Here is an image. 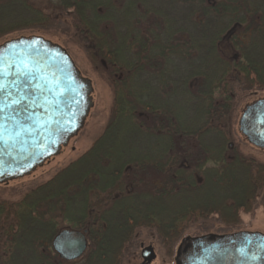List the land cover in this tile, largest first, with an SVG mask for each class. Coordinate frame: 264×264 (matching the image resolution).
I'll return each instance as SVG.
<instances>
[{"label":"trees","instance_id":"trees-1","mask_svg":"<svg viewBox=\"0 0 264 264\" xmlns=\"http://www.w3.org/2000/svg\"><path fill=\"white\" fill-rule=\"evenodd\" d=\"M25 31L76 65L80 51L112 116L48 180L0 199V264H126L141 232L170 257L188 229L264 214V163L233 142L239 103L264 90V0H0V43ZM63 227L87 230L77 261L51 246Z\"/></svg>","mask_w":264,"mask_h":264},{"label":"water","instance_id":"water-1","mask_svg":"<svg viewBox=\"0 0 264 264\" xmlns=\"http://www.w3.org/2000/svg\"><path fill=\"white\" fill-rule=\"evenodd\" d=\"M92 92L91 80L59 43L37 34L1 42L0 184L28 175L58 155L83 128L94 105ZM86 234V229L63 227L51 246L61 259L77 260L88 248ZM140 256L139 264H150L152 246H142ZM174 264H264V233L185 236Z\"/></svg>","mask_w":264,"mask_h":264},{"label":"rangeland","instance_id":"rangeland-1","mask_svg":"<svg viewBox=\"0 0 264 264\" xmlns=\"http://www.w3.org/2000/svg\"><path fill=\"white\" fill-rule=\"evenodd\" d=\"M22 34L28 35L30 33L25 31ZM50 40L58 43L56 39ZM69 49L71 50L70 52H72L76 63L78 62L76 66L80 70L81 74H84L83 76L91 80L93 87L92 96L94 105L89 112L83 128L78 132L76 136L72 137L69 140L67 146L63 147L58 155L51 157L30 174L25 175L21 178L10 180L5 184H0V199H18L32 186L48 180L57 170L68 164L73 159L77 158L83 151L88 149L93 140L102 132L106 123L112 116V92L110 87L108 86L106 81H104L102 78H99L97 75H95L94 72H92L84 55L80 51L74 52L71 47H69ZM147 85H151V81ZM151 89L152 88L150 87L149 91H151ZM153 92L154 91H152V93ZM259 98H264V90L256 91L255 94L251 95L248 98H244V100L239 103L238 110L236 111V122L240 117L242 109L245 108V105L253 103ZM238 127L239 126L236 123L235 130H237ZM241 128L242 130H247L245 125H243ZM236 136L235 138L237 140L238 136ZM243 139H245V137H243ZM242 142L243 141H241L238 145L243 153H250L264 163V147H253L249 144H243ZM258 148H261L263 151L259 150ZM241 218L242 221L239 226L229 227L227 229L222 228L223 226L221 224L214 222L212 229L208 233L222 234L223 231L226 230V233L241 230L259 231L264 233V214L262 206H258L252 213H242ZM193 233L194 229H188L185 232V236H192ZM140 240L141 241L139 242V245H151L154 250L155 258L152 260L151 264H173L175 251L172 256H167L165 251L159 247L157 242L145 232H141ZM140 252L141 247L138 246V249L134 251V254H132L131 257H129L126 264H139L142 260Z\"/></svg>","mask_w":264,"mask_h":264},{"label":"flooded vegetation","instance_id":"flooded-vegetation-1","mask_svg":"<svg viewBox=\"0 0 264 264\" xmlns=\"http://www.w3.org/2000/svg\"><path fill=\"white\" fill-rule=\"evenodd\" d=\"M241 124L242 126L245 125L247 130H242ZM237 125L239 126L236 130L238 134V135L236 134L238 136L236 137L238 139L236 140L235 138L233 142L238 150H240L238 144L241 141H243L242 142L243 144H249L253 147L260 146L261 148H263L264 147V98H259L255 100L253 103H249L248 105H245V108L242 109V112L240 113V117L238 118ZM243 137H245V139H243ZM261 148L258 149L262 150ZM142 246L144 245L143 244L140 245V247ZM66 262H73V261H66ZM173 264H174V258H173Z\"/></svg>","mask_w":264,"mask_h":264}]
</instances>
